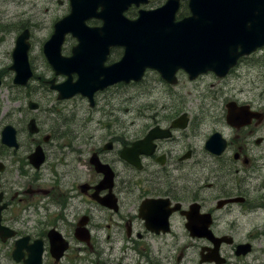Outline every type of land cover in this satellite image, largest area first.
Returning a JSON list of instances; mask_svg holds the SVG:
<instances>
[{
    "label": "flooded vegetation",
    "instance_id": "1",
    "mask_svg": "<svg viewBox=\"0 0 264 264\" xmlns=\"http://www.w3.org/2000/svg\"><path fill=\"white\" fill-rule=\"evenodd\" d=\"M71 1H22L27 11L17 14L18 35L26 33L31 45L33 31L47 29L44 55L54 25L72 13ZM167 1L131 3L121 16L135 21L140 12L158 10ZM178 3L175 21L191 16L187 0ZM95 7L100 14L103 7ZM103 23L95 17L85 20L88 28ZM68 38L78 43L68 32L62 46ZM260 50L239 59L220 78L211 72L190 81L185 72H177L192 84L184 92L175 88L178 78L171 86L151 70L167 87L164 96L182 104L156 106L153 97L154 103L124 110L119 93L111 95L117 107L89 118L95 124L87 139L62 131L58 113L24 92L25 120L18 127L0 126V264H264V98L218 103L222 90H205L197 81L210 77L224 88L243 61L261 56ZM123 54V48L110 47L104 65L115 64ZM253 69L255 79L264 83V60ZM149 72L128 84L140 87ZM54 75L41 87L57 100L58 92L48 83H60ZM128 84L119 82L99 92ZM259 89L264 93V87ZM192 95L200 102L185 105ZM208 98L212 101L205 102ZM230 105L245 116L241 125L229 124ZM31 120L36 133L29 131ZM6 125L15 130V145L1 141ZM212 136V150H207ZM147 138L153 139L140 151L131 149L132 143ZM38 147L42 162L36 167L30 156Z\"/></svg>",
    "mask_w": 264,
    "mask_h": 264
},
{
    "label": "water",
    "instance_id": "2",
    "mask_svg": "<svg viewBox=\"0 0 264 264\" xmlns=\"http://www.w3.org/2000/svg\"><path fill=\"white\" fill-rule=\"evenodd\" d=\"M140 1L125 0L123 4L116 0L71 1L72 13L56 22L53 35L43 47L54 74L67 77L59 84L53 79L48 81L50 89L58 92L57 100L79 94L93 107L96 92L119 82H139L146 69L157 71L171 85L177 82L178 70L186 72L189 80L208 72L220 78L240 57L264 47V0H188L191 16L178 22L174 15L178 0H168L155 11L140 12L135 21L121 16L129 4ZM96 4L103 7L100 14H95ZM91 17L103 19L102 27L88 28L85 20ZM68 32H72L78 44L72 48L71 56L64 57L60 51ZM26 38V33L17 37L9 67L15 73L13 83L23 87L32 76ZM115 46L122 47L124 54L115 64L105 66L108 49ZM73 74L77 77L75 81ZM244 119L245 116L236 114L233 105L228 106L229 124H239ZM28 125L31 133L37 132L33 120ZM213 137L206 144L207 150H212ZM152 139L134 142L131 149L140 151ZM1 141L15 145L11 125L3 128ZM30 159L38 167L42 162L41 148Z\"/></svg>",
    "mask_w": 264,
    "mask_h": 264
},
{
    "label": "rangeland",
    "instance_id": "3",
    "mask_svg": "<svg viewBox=\"0 0 264 264\" xmlns=\"http://www.w3.org/2000/svg\"><path fill=\"white\" fill-rule=\"evenodd\" d=\"M24 0H0V126L4 124H12L15 127L21 125L22 120H25V110L28 111L26 102H24V92H31L32 96L28 98L40 102L41 107L48 109L52 108L55 110L56 121L60 124V129L65 131L71 137L81 133L84 139L89 137V133L92 131L95 122L92 124L89 118L97 119L100 118V113L104 111H110L113 107H117L118 102L116 98L110 97L111 95H117L119 93L120 107L124 110H131L140 108V103L149 104L154 103L153 97L157 100V105H172L182 104L177 98H167L165 91L167 87L159 80L158 73L150 71L146 80L138 86H134L131 83L128 85L119 86L117 88L110 89L108 92H99L94 96L95 106L89 108L87 100L84 97L76 95L69 100H56V94L48 89H43L41 86L47 79L53 77V71L45 61L44 55H42V46L45 39L47 29L41 31H33L34 39L30 41V49L28 51V61L32 68L33 76L24 91L23 88L16 87L12 84L13 73L8 70L11 65V52L14 47L16 36L18 35V22L17 14L27 11L22 4ZM43 0H30L31 3H38ZM58 15V14H57ZM29 17V16H27ZM44 24H42L43 26ZM48 26V25H47ZM47 36V37H46ZM76 42L73 39H66L61 49V54L69 56V52L72 46ZM117 55V53H115ZM259 57L243 61L242 65L237 69V72L230 77L227 82L228 85L224 88H220L215 83L213 78H202L198 79L203 84L205 90H210L214 93L222 90L223 93L218 97V103L238 100L254 101L258 98H264V93L261 92V87H264V83L255 79L257 70L253 69V65L258 60H264V49L260 50ZM118 58V57H117ZM247 69L252 70L251 74H246ZM39 77V78H37ZM56 83L65 80V77L58 75L54 77ZM178 86L176 90L184 92L186 89L190 90L192 84H188L186 75L179 73L177 75ZM196 81V82H197ZM214 84L213 88L209 87V84ZM259 87H257V86ZM184 87V88H183ZM234 88V89H232ZM232 89V90H231ZM147 94L140 96V93L145 91ZM170 90V89H169ZM193 91H191L192 93ZM185 94V93H184ZM183 94V95H184ZM187 103L185 105H195L200 102V98L197 95L186 97ZM212 101L210 98L206 99L205 102ZM40 113V112H39ZM41 119L44 120L42 113ZM131 115H127V119L130 120ZM70 144H73V140H69ZM203 142L197 143L196 149ZM85 152L86 147L81 148Z\"/></svg>",
    "mask_w": 264,
    "mask_h": 264
}]
</instances>
